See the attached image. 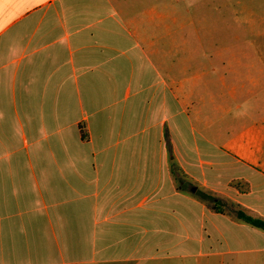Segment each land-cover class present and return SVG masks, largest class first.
<instances>
[{
  "label": "crops",
  "instance_id": "1",
  "mask_svg": "<svg viewBox=\"0 0 264 264\" xmlns=\"http://www.w3.org/2000/svg\"><path fill=\"white\" fill-rule=\"evenodd\" d=\"M206 74V0H0V264H264L259 118L180 152Z\"/></svg>",
  "mask_w": 264,
  "mask_h": 264
},
{
  "label": "rangeland",
  "instance_id": "2",
  "mask_svg": "<svg viewBox=\"0 0 264 264\" xmlns=\"http://www.w3.org/2000/svg\"><path fill=\"white\" fill-rule=\"evenodd\" d=\"M234 46L240 48L241 53L237 50V54H240L243 63L252 61L254 64V81H249L245 75L240 82L222 79V59L227 60L230 54L222 50L233 49ZM206 73V90L201 97L203 104L196 103V107L201 109L200 122H194V135L186 130L181 136L187 140L180 145L183 157H195L193 136L203 151L200 153L202 157L209 153L206 148L210 149L211 155L214 153L203 140L210 141L214 147L225 146L238 132L228 129L236 122L233 117L237 115L238 107L251 108V115L259 118L258 125L264 128V0H206ZM235 87L237 94L232 97L230 93ZM222 108L225 112L220 110ZM261 132L264 133V130ZM199 166L195 161L196 171H199ZM208 168L206 166V173L210 172ZM180 178L183 179L180 185L188 188L190 184L182 178L181 168ZM231 185L242 189L238 181H232ZM208 260L213 261L211 258ZM176 264L198 263L194 259H184Z\"/></svg>",
  "mask_w": 264,
  "mask_h": 264
},
{
  "label": "trees",
  "instance_id": "3",
  "mask_svg": "<svg viewBox=\"0 0 264 264\" xmlns=\"http://www.w3.org/2000/svg\"><path fill=\"white\" fill-rule=\"evenodd\" d=\"M203 198L206 199L207 201L214 202V199L212 197L204 196ZM216 204L217 203L214 202V205H216ZM235 215L239 221H242V222H244V223H246V224H248L254 228L260 229L264 232V220L251 217V216L247 215L246 213H244L240 209H237L235 211Z\"/></svg>",
  "mask_w": 264,
  "mask_h": 264
}]
</instances>
